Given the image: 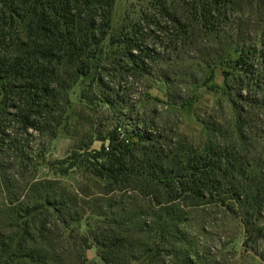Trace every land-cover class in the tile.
Instances as JSON below:
<instances>
[{
	"label": "rangeland",
	"instance_id": "374dc122",
	"mask_svg": "<svg viewBox=\"0 0 264 264\" xmlns=\"http://www.w3.org/2000/svg\"><path fill=\"white\" fill-rule=\"evenodd\" d=\"M86 1L70 6L82 55L65 49L59 16L51 22L58 54L39 61L52 75L46 106L23 111L18 96L4 105L0 87V264H33L14 252L20 243L51 264H106L94 236L109 244L110 229L148 242L147 264H264V0ZM9 39L0 56L33 52ZM189 158L225 159L218 179L236 166V184L259 204L248 226L239 201L207 193L210 180L203 200L173 203L145 182L143 161L185 170ZM121 160L142 178L97 177ZM231 173L220 189L230 191ZM119 219L131 224L117 231Z\"/></svg>",
	"mask_w": 264,
	"mask_h": 264
},
{
	"label": "trees",
	"instance_id": "16d2710c",
	"mask_svg": "<svg viewBox=\"0 0 264 264\" xmlns=\"http://www.w3.org/2000/svg\"><path fill=\"white\" fill-rule=\"evenodd\" d=\"M90 1L91 0H87L86 2ZM71 3L72 0H0V41L4 43L6 39L10 38L9 40H16L18 43L20 42L21 45L27 44L33 48V52L31 53H24L20 48L16 50V54L14 55L9 57L0 56V87L2 89V103L4 105H6L8 96L22 97L24 99V106H22V110L27 111V109L37 107L43 108V105L45 104L46 106V102H48L45 101V98L52 96V91L49 89L52 75L41 66L39 61L42 59L46 63H50L51 59H54L58 54L56 51V41L58 36L56 31L50 27L51 22L55 17L59 16L60 20H62L65 24V28L60 30L62 39L66 43L64 44L65 49H67L68 52L70 50H74L77 56L82 55L84 52L85 46L82 39L78 36L81 31L83 32V24L80 23V15L76 18L75 15L71 13ZM71 17L73 18L72 20H70ZM17 26H21V28H19L21 31L15 33V27ZM69 27H71V30H69ZM72 30L73 33H71ZM11 37H15L16 39ZM25 39L28 40L29 43L23 42ZM38 42H42V45L45 44L44 51H36L39 46ZM24 119L26 130L28 127H34L33 123H28L29 117L26 116ZM1 133L3 134V132ZM1 133L0 135H2ZM0 139L1 150L2 147H4L5 140L4 138ZM14 147L16 146H10L9 148L10 150L17 152V149ZM121 147L125 148V146H117L119 149ZM117 148H115L116 150L113 148L112 152L108 153V155L114 154L113 150L117 151ZM221 161H225V159H217V163L214 162L209 165L207 162L202 164L198 161V158H194L193 160H190L189 158L187 163L189 166L185 170L174 166L167 169L163 166H159L158 164L151 165L150 161L146 163H143L145 162L143 161L142 164H147L148 169L142 165L143 169L141 172L142 174L145 172L144 179L147 184H152L158 189L163 188L167 191L168 196L170 195L168 203L180 200L182 195L186 199L196 201L203 200V198L206 197L204 195H207L204 188L207 187L210 180V188H208L209 190H207V193L210 195L217 193L216 197L219 200H225V198L229 197L228 199H232V201H239L243 208V221H245V225L248 226L249 224L247 218L250 216L252 217L255 214L259 204H257L254 197L249 196L248 191H251L250 187L241 190L240 188L244 187L236 184L237 180L233 178L235 173L238 171L236 166L225 164L226 168L223 169V173L220 174L221 178L218 179L219 175L216 171V167L217 164L218 166L220 165V167L222 166L223 163ZM120 164L122 168L114 169V167H109L105 170L106 173L99 172V174H96L97 177L104 179L105 181L116 182L122 177H128L130 179L131 177L136 179L142 178L139 170H124L122 160ZM231 169L232 177L230 178V191L222 190L220 189L222 184L221 182L223 181L222 179L226 180V177H228L227 172ZM243 174L246 175L247 178L249 177L245 172ZM182 178L185 180L183 184L181 183ZM216 184H218L219 187H216ZM241 193H243V196H241ZM58 199H62V196H56V200ZM49 206V209H46L47 212H49V210H54L57 213H60L59 207L61 205H55L54 208H52L51 205ZM228 209L231 210L230 207H228ZM96 216L103 217L105 215L103 213H99L96 214ZM177 220L179 219L176 218V221L174 219L175 223ZM58 222L62 225L67 223L60 217L58 218ZM32 223H34V221L32 222L31 220V222H27V225ZM129 224L131 223H128L127 221L125 222L124 219H119V221L117 220V231ZM123 232L124 233L121 235L117 234V238H115L113 230L110 229L107 231L109 236L106 240H110L109 244L102 243L100 238L94 236V241L100 248L99 257L106 264H114V261L110 260L109 257L116 256L117 264L123 259H126V264L149 263L150 259H152L150 257V254L152 256V251L146 250L148 242L144 243L142 239L138 238L137 234L135 235L129 233L128 230ZM126 244H128L130 248H126ZM141 247L145 250H141ZM12 248L14 249V252L21 251V253H23L33 264H51L48 261H45L42 256L43 254L39 250H31L30 248H27L26 245H22L21 243L15 246V248ZM125 250L129 251V253L125 254L126 256H124ZM134 253H137L138 256H134Z\"/></svg>",
	"mask_w": 264,
	"mask_h": 264
},
{
	"label": "built area",
	"instance_id": "2783aa9c",
	"mask_svg": "<svg viewBox=\"0 0 264 264\" xmlns=\"http://www.w3.org/2000/svg\"><path fill=\"white\" fill-rule=\"evenodd\" d=\"M123 140H125V142H128V140L126 139V135H122Z\"/></svg>",
	"mask_w": 264,
	"mask_h": 264
}]
</instances>
